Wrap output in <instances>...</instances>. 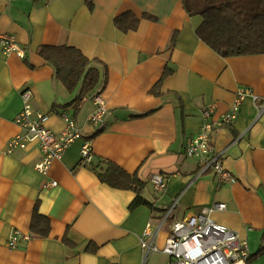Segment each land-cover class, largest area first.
Here are the masks:
<instances>
[{
	"label": "crops",
	"instance_id": "0c3cea01",
	"mask_svg": "<svg viewBox=\"0 0 264 264\" xmlns=\"http://www.w3.org/2000/svg\"><path fill=\"white\" fill-rule=\"evenodd\" d=\"M122 14L128 15L123 21L138 22L122 29L115 23ZM201 19L186 13L182 0H0V34L12 35L23 49V55L0 49V264H167L163 252L145 256L139 239L146 224L163 221L157 234L162 246L173 220L213 203L225 204L212 212L217 223L247 244L254 236L260 243L264 53L219 56L196 32ZM44 45L73 46L104 63L99 94L107 112L101 127L88 119L92 96L76 110L67 105L79 88L63 86L39 54ZM239 87L258 99L246 96L232 121L210 131L223 168L234 176L222 182L211 169L199 173L200 162L185 154V145L206 121L221 120ZM25 88L55 135L64 114L81 133L51 161L47 175L34 167L42 158L36 142L7 151L8 140L21 132L15 117ZM210 103L214 111L205 119ZM87 140L93 159L105 158L144 182L145 204L131 207L134 190L112 187L80 163ZM154 173L164 174L165 190L154 189ZM51 180L57 184H45ZM35 208L49 218L45 237L31 231ZM15 229L29 238L10 248Z\"/></svg>",
	"mask_w": 264,
	"mask_h": 264
},
{
	"label": "built area",
	"instance_id": "2783aa9c",
	"mask_svg": "<svg viewBox=\"0 0 264 264\" xmlns=\"http://www.w3.org/2000/svg\"><path fill=\"white\" fill-rule=\"evenodd\" d=\"M0 49L4 53L15 52L23 55L22 47L10 34H0ZM20 93L22 108L15 117V122L21 127V132L11 137L7 142V151L14 148H24L29 142H36L42 153V158L35 164V169L47 175L51 161L60 158L65 148L70 145L81 133L75 121L67 114L63 115L64 127L55 135L47 126L48 115L34 111L31 105L32 92L25 88ZM257 100V95L250 89L239 87L228 112L224 113L219 121H206L198 133L192 136L185 145V154L194 157L200 162L199 173L211 169L216 174L218 181L233 182L234 176L223 168L221 152H215L210 141V131L214 125L230 122L236 116L239 106L245 97ZM95 104L94 110L88 115L93 125L101 127L104 124V115L107 112L104 99L99 93L92 95ZM264 108V97L261 103ZM214 111V105L208 104L203 110V117L207 119ZM89 141L80 147V163L88 164L93 159ZM151 182L155 190L163 191L166 188L164 174L154 173ZM48 186L57 184L55 180L45 183ZM225 208L224 203H213L202 207L198 213L185 214L173 220L170 233L164 239L163 245L157 244V234L163 221L156 227L151 222L146 224L144 232L139 239L140 246L145 256L149 252H163L168 255L167 264H249L252 259L247 241L239 237L233 229L217 223L212 215L214 210ZM164 216L163 220L168 215ZM29 235L15 229L8 239V246L16 248L21 242L28 240ZM260 255L264 253V232L260 240ZM255 255V256H256Z\"/></svg>",
	"mask_w": 264,
	"mask_h": 264
},
{
	"label": "trees",
	"instance_id": "16d2710c",
	"mask_svg": "<svg viewBox=\"0 0 264 264\" xmlns=\"http://www.w3.org/2000/svg\"><path fill=\"white\" fill-rule=\"evenodd\" d=\"M189 16L199 15L201 23L198 36L222 57L264 53V0H182ZM127 14L115 17L122 29L133 28L135 18ZM39 54L54 67L55 75L67 90L78 86V94L67 105L76 110L84 98L91 97L104 86L105 65L99 59H90L78 48L68 45L41 46ZM102 67V72L101 68ZM100 181L117 187L131 189L136 197L131 207L145 204L141 196L144 182L105 158L92 159L87 164ZM34 234L47 236L49 218L35 208L29 224Z\"/></svg>",
	"mask_w": 264,
	"mask_h": 264
},
{
	"label": "rangeland",
	"instance_id": "374dc122",
	"mask_svg": "<svg viewBox=\"0 0 264 264\" xmlns=\"http://www.w3.org/2000/svg\"><path fill=\"white\" fill-rule=\"evenodd\" d=\"M248 247L252 256V259L250 260L249 264H264V253L256 255L260 253L258 252L260 251L258 250L260 248V243L257 236L250 237L248 239Z\"/></svg>",
	"mask_w": 264,
	"mask_h": 264
}]
</instances>
